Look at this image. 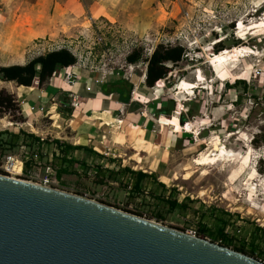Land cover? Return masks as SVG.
<instances>
[{
	"label": "rangeland",
	"instance_id": "374dc122",
	"mask_svg": "<svg viewBox=\"0 0 264 264\" xmlns=\"http://www.w3.org/2000/svg\"><path fill=\"white\" fill-rule=\"evenodd\" d=\"M24 1L36 0H0V12L4 13L0 20V61L24 52L22 29L31 22L20 15ZM98 1L68 0L65 5L59 1L55 11H51L55 17L48 16L49 23L46 17L36 19L38 26L46 29L54 27L50 21L52 24L57 19L54 29L59 34L36 41L33 46L38 47L27 51L29 57L68 48L83 62L85 70L133 82L131 100L143 102L135 110L144 111L150 104L172 98L176 102L175 114L166 125L160 119L153 121L159 137L165 130L160 145L151 133L146 136L140 131L133 137L128 135L132 140L127 142L126 137L116 138L121 132H132L129 124H119V128L100 127L89 138L91 141L87 140L94 153L75 152L87 165L84 168L75 165L76 173L61 179L52 174V182L46 187L180 231H195L197 235L202 232L208 240L217 234L220 219H224L228 225L226 233L233 240L228 248L235 250L243 244L251 248L249 244L256 233L261 245L251 257L264 262V142L255 146L252 141L264 134V22L249 33L253 22L264 20V0H135L113 22L99 15ZM222 39L226 50L219 53L214 45ZM235 42L240 43L235 45ZM160 43L185 46L186 58L176 64L169 63L171 77L146 90L143 87L146 63L129 64L126 58L136 49L147 58ZM241 49L248 53L246 57L239 56ZM229 57L232 65L226 64ZM236 80H244L247 89L243 83L234 85ZM0 87L17 95L15 83L1 82ZM138 90L147 92V97ZM22 94H31L29 98L39 100V90H24ZM60 97L48 99L43 109L38 103L25 104L21 99V119L0 117V130L22 128L49 143L59 139L71 144L75 141L72 130L79 127L71 123L72 115L60 113L57 104ZM191 100L199 103L200 113L184 127L179 113L188 110ZM133 108V104L127 105L126 111ZM217 137L220 142L214 150ZM116 139L123 144H115ZM207 152L213 156L233 152L236 160L228 156L225 161L199 164ZM8 156L0 150V170L4 172L1 175L45 185L46 160L34 165L31 172L23 169L20 173L21 158L14 155L18 161L9 163ZM100 167L120 172L118 177L122 180L101 177L97 173ZM124 167L152 173L156 179L146 180L142 192L132 193L124 180ZM157 182L165 184V188ZM168 198L179 202L189 200L188 209L183 211L186 213L171 209L166 203Z\"/></svg>",
	"mask_w": 264,
	"mask_h": 264
},
{
	"label": "water",
	"instance_id": "95a60500",
	"mask_svg": "<svg viewBox=\"0 0 264 264\" xmlns=\"http://www.w3.org/2000/svg\"><path fill=\"white\" fill-rule=\"evenodd\" d=\"M0 264H264L245 253L0 174Z\"/></svg>",
	"mask_w": 264,
	"mask_h": 264
},
{
	"label": "trees",
	"instance_id": "16d2710c",
	"mask_svg": "<svg viewBox=\"0 0 264 264\" xmlns=\"http://www.w3.org/2000/svg\"><path fill=\"white\" fill-rule=\"evenodd\" d=\"M224 41L225 39H222L215 43L214 48L216 52L222 53L226 50ZM239 43L240 42H235V45ZM186 54L187 50L185 46L181 44L165 45L160 43L154 48L149 57L143 58L142 51L136 49L127 56L126 61L129 64H137L144 61L147 65L146 72L144 73L145 85L148 88H153L159 84L165 83L168 78L171 77L169 63L176 64L185 60ZM77 60V57L72 51L68 48H61L39 55L24 65H0V83H15L17 86L24 85L41 89L49 79L57 77L62 69L75 65ZM242 83L246 90L247 85L244 80H236L234 85ZM133 89L134 84L132 82L126 78H119L114 82L107 83L106 86L103 87V92L107 95L116 93L119 95L120 102L128 104L130 103ZM20 104L21 100L17 97L16 93L10 91L6 87H0V117L11 116L13 121H18L23 115V113H21ZM61 105L68 107V100L62 99ZM175 108L176 102L171 98L167 100L166 105L159 108L156 113L158 116H162V122L170 123L171 121L168 119H171L173 116ZM198 108L199 103L191 100L188 110L179 113V121L182 126L186 127L189 122L193 121L194 118L199 115L200 111ZM61 112L60 109V113ZM71 112L72 110H70V113ZM177 141L179 142V147H181V139ZM252 141L255 146H258L260 142H264V134L255 137ZM53 144L55 148H53ZM0 150L9 156L17 155L21 157L24 161V169L27 173L31 171L34 165L43 164V161L46 160L44 168L51 167L57 179H61L64 175L76 173L75 165H80L83 168L87 165L86 160H80L75 156L76 151H86L89 154L94 153L92 148L85 145H73L62 142L59 139L49 143L48 140L36 134L28 133L22 128L17 131H11L9 129L0 130ZM100 170L101 171L97 173L103 178L107 177L112 181L122 180L118 177L120 172L114 169L105 170L103 167H100ZM0 172L4 173L2 170H0ZM122 172L124 176H126V179H123L127 182L128 188L131 189L132 193L142 192L146 180L156 179L154 174H148L142 170H133L130 167L122 168ZM157 183L159 186L165 188V184L162 182ZM188 201L189 200L185 199L183 202H179L176 198H168L166 203L171 209L186 213V211H183L188 209ZM227 226V222L224 219H220L218 232L214 237H211V241L217 242L220 240L221 245L229 247L233 243V240L230 239L229 235L226 233ZM262 231L264 232V230ZM198 236L205 238L206 234L200 232ZM249 245L251 248H247V246L243 244L236 246L235 250L249 254L250 256H255L257 247L261 245L256 233L253 235V240Z\"/></svg>",
	"mask_w": 264,
	"mask_h": 264
},
{
	"label": "crops",
	"instance_id": "0c3cea01",
	"mask_svg": "<svg viewBox=\"0 0 264 264\" xmlns=\"http://www.w3.org/2000/svg\"><path fill=\"white\" fill-rule=\"evenodd\" d=\"M59 1L63 5H65V3L68 2V0H59ZM59 1L36 0V1L23 2L24 4V5L22 4L23 10L21 11L22 13H20V15L22 14L21 16L23 18L25 17L31 19V22L27 26H24V28L22 29L21 42L23 44L22 49L24 52L19 56L15 54L10 55V57L7 58L6 60L0 61V65L9 66V65L26 64L27 62H29L34 58V57L30 58L29 54H27V51L30 52L35 47H38L37 44L33 46V44L36 41L45 38L47 36L49 37V39H51L53 34L54 35L59 34L58 30L54 29L56 28L55 25L57 24L56 22L57 19L55 20L54 23L52 22V24L50 21V25H54V27L51 28L50 26L48 29L38 26V23L36 21V19L38 20V18L40 17H46L49 23V17H51L50 19H53L55 17L54 12L52 15L51 11L52 9L55 11L56 4L59 3ZM131 1L134 2L135 0H99L97 2L98 3L97 10L101 17H103L104 19L110 22H113L116 21V19H118L121 16L122 10L126 9ZM65 8L69 9L68 7L64 6V9ZM71 12L72 11H69L70 16L72 14ZM2 17H4V13L0 12L1 21L3 19ZM80 18L83 17H81L80 15ZM46 53L47 52L42 53L41 55ZM82 63H83L82 61L80 62L79 60H77V63L75 65L62 69L59 76L52 77L51 79H49L41 89H35L34 87H28L24 85L22 86L16 85L17 95L21 97L20 100L21 99L25 100L24 102L25 104L38 103L42 107V109L45 103L48 101V99L50 98L55 99L56 96L60 95L61 97L59 98L57 104H59L62 113L66 115H72L70 119L71 123H76L78 124L79 127L78 130H72L73 131L72 138L75 139V141L74 140L71 141V144L73 145H85L90 148L89 144H87V140L90 137H94V133H98L100 127L108 125L113 128L115 127L119 128L121 127V125L119 124L123 125V123L129 124L132 132H128V134L125 133L121 134L123 133L121 132L118 135H116V138L119 137L124 139L126 137L125 142H127V139L132 140V138L130 139L128 138V135L129 137L131 136L133 137L135 133L137 134L140 131V133L146 136L149 133H151L150 135H153L154 138L156 137L155 139H157L156 144L160 145V143H162L165 139V134H164L165 130H163L162 135L159 137L158 132H156V130L154 129L153 121L155 120L157 121V119L160 120L162 119V116H158L156 112L159 108L166 105L167 100H165V102L150 104L149 105L150 108L147 110L144 109V111H141V109L135 110V108H138L139 106L137 105L138 103L143 104L141 100L133 98L132 100H130V103L125 104L119 101L118 94L110 93L107 95L103 92V87L106 86L107 83L114 82L117 79L114 75H112L113 77L110 76L108 77L100 73L85 70L82 66ZM143 83H144L143 87L146 90H149L150 88H148L145 85L144 78H143ZM24 90H29L32 92H34L35 90H39V95L38 94L35 95V96L38 95L37 97L39 100L37 102L33 101L34 98L32 97L29 98L31 94H27L26 96H23L24 94L22 93ZM138 92L140 93V95H144V96H146L145 93H147V92L142 93L139 90ZM74 98H76V101L78 102L77 107H74L72 105ZM62 99L68 100L69 102L68 107L61 105ZM23 100H21V104L23 103ZM147 102L150 103V100H148ZM161 103H163L164 105H162ZM132 104L134 105L133 110L130 109L129 111L128 110L126 111L127 105H132ZM70 110H72L71 113ZM101 114L102 115L105 114L108 119L105 120L104 118H102L100 116ZM87 119H92V120H87ZM162 123L164 125L167 124L166 122H162ZM153 136H152V140H153ZM89 141L91 140L89 139ZM118 142L119 141L116 139L115 144L116 143L118 145L123 144Z\"/></svg>",
	"mask_w": 264,
	"mask_h": 264
},
{
	"label": "bare ground",
	"instance_id": "6f19581e",
	"mask_svg": "<svg viewBox=\"0 0 264 264\" xmlns=\"http://www.w3.org/2000/svg\"><path fill=\"white\" fill-rule=\"evenodd\" d=\"M257 7V6H256ZM262 22H264V20L262 19L261 21H257V22H253L249 27H251V29H250V32L249 33H251L253 30H255V29H257V28H259L260 27V25H261V23ZM239 56H244V57H246L247 56V52L244 50V49H241L240 51H239ZM234 57V56H233ZM230 58H232V57H229L228 58V62L226 63L227 65L229 64V65H232V62H229V59ZM102 118H104L105 120H107L108 118L106 117V115L105 114H101L100 115ZM220 138V137H219ZM218 137L216 138V140H215V142H214V147H213V149L214 150H216L217 149V147L219 146V142H220V139H219ZM232 154L230 155V154H226V152H224L223 153V155H215V156H213V154L212 153H210V152H207V153H205V154H203V156H202V159L201 160H199V164H204V163H215V162H218V161H221V160H227L228 159V156L229 157H231L230 159L231 160H236L235 158H234V153L233 152H231ZM222 156H224V159H223V157ZM12 166V165H11ZM21 167H22V161H21ZM22 170H23V168H21V172H22ZM20 172V173H21ZM251 177H253V175L251 176ZM253 179V178H252ZM251 184V183H250Z\"/></svg>",
	"mask_w": 264,
	"mask_h": 264
},
{
	"label": "built area",
	"instance_id": "2783aa9c",
	"mask_svg": "<svg viewBox=\"0 0 264 264\" xmlns=\"http://www.w3.org/2000/svg\"><path fill=\"white\" fill-rule=\"evenodd\" d=\"M72 105L74 106V107H77L78 106V104H77V102H76V99H74L73 100V103H72ZM17 156V155H16ZM16 156H8L7 158H8V162L9 163H11V162H17L18 160H16ZM19 157V156H18ZM21 158V157H20ZM21 161H22V168L24 169V161H23V159L21 158ZM25 170V169H24ZM23 171V170H22ZM31 172V171H30ZM22 173V172H21ZM52 174H54V170L51 168V167H47L46 168V176L44 177V179H43V182H44V186L46 187L48 184H50L52 181H51V179H52ZM188 233H190V234H192V235H196V236H198L197 235V233L195 232V231H191V232H188Z\"/></svg>",
	"mask_w": 264,
	"mask_h": 264
}]
</instances>
